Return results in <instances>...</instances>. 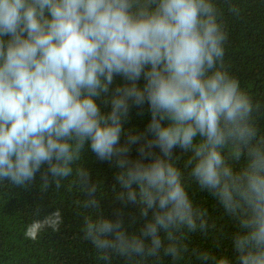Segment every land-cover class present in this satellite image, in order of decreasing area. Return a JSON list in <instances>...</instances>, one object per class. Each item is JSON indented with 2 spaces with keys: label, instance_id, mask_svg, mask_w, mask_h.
Masks as SVG:
<instances>
[{
  "label": "clouds",
  "instance_id": "9594fccd",
  "mask_svg": "<svg viewBox=\"0 0 264 264\" xmlns=\"http://www.w3.org/2000/svg\"><path fill=\"white\" fill-rule=\"evenodd\" d=\"M228 39L215 0H0V182L47 192L71 177L97 209V182L80 163L95 154L115 164L119 199L145 222L130 233L119 214L95 213L85 239L106 258L177 261L187 252L182 235L209 227L178 166L188 155V176L238 221L231 257L193 255L264 264L260 105L226 68ZM133 109L151 114L143 133L126 127ZM145 139L131 159L130 146ZM40 212L26 239L63 225L61 209Z\"/></svg>",
  "mask_w": 264,
  "mask_h": 264
},
{
  "label": "trees",
  "instance_id": "16d2710c",
  "mask_svg": "<svg viewBox=\"0 0 264 264\" xmlns=\"http://www.w3.org/2000/svg\"><path fill=\"white\" fill-rule=\"evenodd\" d=\"M222 23L229 34L226 44L225 65L236 76L241 87L260 105L256 114L258 134L264 136V0H215ZM151 120L145 109L138 114L133 109L126 127L143 133ZM149 139L151 137H148ZM127 136L121 137V145ZM141 140L130 146V157L140 156L139 149L146 145ZM154 151L159 152L156 148ZM177 155L179 149L174 150ZM188 155H183L178 166L185 172V182L194 203L207 210L209 227L205 231L185 232L181 242L187 245L182 258L173 261L161 253L156 257H126L115 252L106 254L85 239L86 220L103 214L115 218L117 214L125 220L128 232H137L145 220L140 216L136 204H125L119 199L116 181L117 167L114 163L98 160L95 154L85 153L80 161L90 169L93 182H97L96 199L99 208L85 206L84 188L68 178L60 188L55 184L47 192L38 185L20 188L6 181L0 182V264H201L194 252H210L222 257L233 254L232 236L238 230V221L227 214L216 198L196 184L185 168ZM245 164L243 158L234 162L237 169ZM40 207V216L59 208L64 223L59 232L50 229L41 233L36 240L25 238V229L37 218L35 209ZM151 215V213H150ZM214 225V226H213Z\"/></svg>",
  "mask_w": 264,
  "mask_h": 264
}]
</instances>
